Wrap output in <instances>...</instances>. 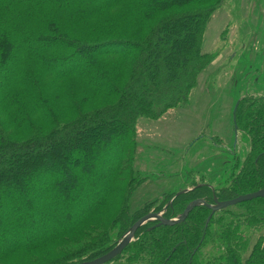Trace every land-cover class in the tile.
Masks as SVG:
<instances>
[{"label":"trees","instance_id":"1","mask_svg":"<svg viewBox=\"0 0 264 264\" xmlns=\"http://www.w3.org/2000/svg\"><path fill=\"white\" fill-rule=\"evenodd\" d=\"M224 1L0 0V264L49 248L64 250L36 264L94 260L148 213L171 219L196 199L264 189V94L256 93L234 108L250 149L228 185L193 171L187 191L131 207L150 179L138 165L139 121L188 104L218 55L202 43ZM211 214L199 205L174 225L150 221L109 262L264 264V235L253 239L264 229V196L208 222Z\"/></svg>","mask_w":264,"mask_h":264},{"label":"rangeland","instance_id":"2","mask_svg":"<svg viewBox=\"0 0 264 264\" xmlns=\"http://www.w3.org/2000/svg\"><path fill=\"white\" fill-rule=\"evenodd\" d=\"M202 49L218 55L203 71L188 104L158 120L139 121L138 165L150 171V179L134 192L133 209L163 194L181 192L193 171L215 187L226 186L235 164L249 152L248 138L234 128L233 112L241 97L264 94V0H225L208 23ZM82 61L73 59L70 65ZM75 159L78 156L71 157ZM258 235H264V229L253 239ZM63 250L49 248L4 264H36Z\"/></svg>","mask_w":264,"mask_h":264},{"label":"water","instance_id":"3","mask_svg":"<svg viewBox=\"0 0 264 264\" xmlns=\"http://www.w3.org/2000/svg\"><path fill=\"white\" fill-rule=\"evenodd\" d=\"M188 189L184 190L187 191ZM181 192H178L180 194ZM264 196V189L258 190L253 193H248L245 195H239L231 200H226V201H220L216 197L214 199V203H209L205 199H196L192 202H190L185 210L175 218L168 219L163 215V211L161 212H151L143 217H141L138 221H136L132 227L129 229V231L124 235V237L118 242V244L110 250L108 253L90 261H85V262H80V263H75V264H105L112 259H114L116 256L121 254V252L125 249L126 246H128L129 243H131L136 235V232L138 228L141 226L145 225L146 223L157 220L158 224L157 225H174L176 223L184 221L189 213L194 209V207L199 206V205H205L206 207L210 208L212 210V214L229 206L235 205L240 202L252 200L257 197H263ZM212 214L208 217L207 221L209 222Z\"/></svg>","mask_w":264,"mask_h":264},{"label":"crops","instance_id":"4","mask_svg":"<svg viewBox=\"0 0 264 264\" xmlns=\"http://www.w3.org/2000/svg\"><path fill=\"white\" fill-rule=\"evenodd\" d=\"M212 184V183H211Z\"/></svg>","mask_w":264,"mask_h":264}]
</instances>
